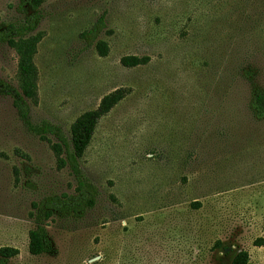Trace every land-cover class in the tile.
<instances>
[{
	"label": "rangeland",
	"instance_id": "374dc122",
	"mask_svg": "<svg viewBox=\"0 0 264 264\" xmlns=\"http://www.w3.org/2000/svg\"><path fill=\"white\" fill-rule=\"evenodd\" d=\"M19 0H0V28L21 23ZM33 32L28 120L69 138V125L106 93L125 95L99 118L81 157L97 188L80 216L43 221L53 251L31 255L32 204L74 193L51 144L0 94V246L6 264H264V0H41ZM95 39L80 37L99 17ZM147 57L122 66L123 55ZM17 56L0 42V82L17 88ZM262 238L260 246L253 245Z\"/></svg>",
	"mask_w": 264,
	"mask_h": 264
},
{
	"label": "trees",
	"instance_id": "16d2710c",
	"mask_svg": "<svg viewBox=\"0 0 264 264\" xmlns=\"http://www.w3.org/2000/svg\"><path fill=\"white\" fill-rule=\"evenodd\" d=\"M41 0H19L18 9L25 14L21 23H10L0 28V42H5L12 48L17 56V88L0 82V94H8L12 97V105L27 128L39 138H45L51 134L55 141L51 144L57 163L67 166L74 178L75 186L72 195L46 196L39 202L33 203L35 212L33 228L27 232V251L31 255L51 253L53 247L47 236L43 221L53 213L59 215L80 216L84 210L91 208L96 200L97 188L81 172L78 158L83 154L88 145L93 130L100 117L105 115L125 95L123 88L114 89L103 95L95 108L83 111L69 125V138L60 128L47 121L31 124L28 120V106L25 99H34L36 69L33 64V55L40 34L33 32L39 20L38 7ZM103 27L102 17L99 16L92 25L80 33V37L87 45L93 43L96 53L105 56L108 51L106 42L95 39ZM145 56L123 55L120 64L125 67H133L144 64ZM254 110L257 114L264 113V93L255 91L253 94ZM262 238L253 240V245H262ZM17 248L0 246V264H6L8 259L17 254ZM248 254L245 250L237 251L228 264H246Z\"/></svg>",
	"mask_w": 264,
	"mask_h": 264
}]
</instances>
